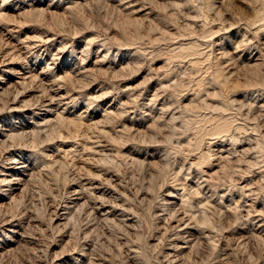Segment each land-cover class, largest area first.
I'll use <instances>...</instances> for the list:
<instances>
[{
	"label": "rangeland",
	"instance_id": "1",
	"mask_svg": "<svg viewBox=\"0 0 264 264\" xmlns=\"http://www.w3.org/2000/svg\"><path fill=\"white\" fill-rule=\"evenodd\" d=\"M0 86V264H264V0H0Z\"/></svg>",
	"mask_w": 264,
	"mask_h": 264
},
{
	"label": "bare ground",
	"instance_id": "2",
	"mask_svg": "<svg viewBox=\"0 0 264 264\" xmlns=\"http://www.w3.org/2000/svg\"><path fill=\"white\" fill-rule=\"evenodd\" d=\"M22 79V78H21ZM27 79V78H26ZM23 80H24V78H23ZM3 89V87H1L0 86V90H2ZM1 94V93H0ZM46 110V109H45ZM13 163V162H12ZM29 166L28 165H23V166H21V167H18L17 169H23V168H28ZM26 170V169H25ZM4 176H7L5 173L3 174ZM13 180H20V181H18V182H11V181H9V180H7V178H3V179H1L0 181H1V183H0V186L2 185V187L3 186H9L10 188H9V191H12L13 190V187L11 186L13 183L15 184V183H17V185H19L21 182H22V180L23 179H13ZM3 189V188H2Z\"/></svg>",
	"mask_w": 264,
	"mask_h": 264
}]
</instances>
